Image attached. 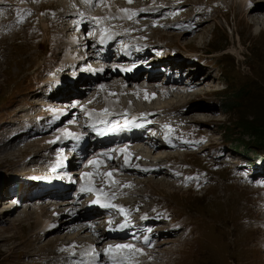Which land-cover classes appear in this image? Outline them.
Segmentation results:
<instances>
[{
  "label": "rangeland",
  "instance_id": "374dc122",
  "mask_svg": "<svg viewBox=\"0 0 264 264\" xmlns=\"http://www.w3.org/2000/svg\"><path fill=\"white\" fill-rule=\"evenodd\" d=\"M50 1L43 2L39 10L46 13L51 8L55 10L54 6L67 5L66 2ZM165 1L167 0H153L151 3ZM182 1L189 5L190 11L183 13L185 10H168V12L182 14L186 22L184 26L187 28L180 29L178 23L167 15L160 18L148 16L143 23L144 26L134 25L136 29L123 36V41L128 45L137 44L139 47L146 42V49L150 45L154 58L164 59V62L174 60L171 68L176 73L197 68L199 72L190 70L187 73V81L193 80L196 84L201 76L209 75L208 80L204 82L200 80L201 83L197 89H201V93L191 102L177 103L179 101L176 98L189 93L169 89L171 93H168L165 101L162 97H157L154 101H144L133 97L130 100L134 104H130L124 92H119L118 100L115 97H109L111 91L120 89V87L115 88L114 85L117 87L116 84H120L124 76L118 75L110 81L93 84L95 91L75 98L76 100L73 99L77 101V104L79 103V106L71 111L70 118H79V124H84L85 115L89 116L95 110L104 111L107 108H110L113 114L124 116H129L133 110L137 112L142 109H156L155 111H160L162 114L175 111L173 117L187 115L188 121L185 126L192 127L183 132L177 131L176 135L174 131H170L172 135H175L174 138L164 134L159 136V140L151 133L146 135V140L153 139L159 142V150L156 154L161 152L165 155V159L153 162L155 155H152L151 159H145V164L153 162L147 165L152 168V171L147 174L142 172V178L140 175L139 178L132 177L137 171V174H140L139 170L126 172L128 171L126 167L112 162L108 164L113 175L115 172L116 174L124 172L125 178L118 183L127 191L120 192L121 194L130 199L138 197L142 199L141 203L144 204L143 209L146 212L152 210V207L160 212L158 216H161L159 220L161 225L159 235H156L154 242L155 249L151 252L153 256L150 257L151 259H146L144 264L146 262L147 264H264V192L255 191L261 187L260 182H264V159L261 155L264 152V32L260 35L255 32L256 29L264 28L262 20L264 15L261 18L259 15H254L257 13L255 11L259 4L257 2H264V0ZM140 5L149 4L145 1ZM108 8L115 9L119 15L127 11L126 8L119 6L114 8L108 6ZM177 8L178 6H174V9ZM52 12L55 11L49 13ZM23 20V16L14 18L18 26L23 24ZM255 23H259L260 27L257 28ZM112 24L117 26V23ZM156 25L158 28L153 29ZM26 26L7 36L0 35V131L4 126L19 121L18 118L37 112L38 102H35L32 107L29 106L33 103L32 100L39 101L38 98H32L37 94L35 93L37 82L47 73L50 74L56 70L67 72L70 66L60 57L62 52L60 46L63 44L60 40L61 33L58 38L57 34L51 35L49 30L46 39H42L39 29L37 30L30 23ZM54 26L52 24V27ZM192 26L195 27L191 28ZM43 28L47 29L46 23L43 24ZM79 39L73 36L69 42L75 43L76 49L66 44L63 46L64 53L70 60L75 51H80L82 48L77 47L80 43ZM191 56H196L201 61L195 59V63H190ZM72 61L74 64L77 62ZM200 62H207V65H200ZM117 65L126 67L123 62ZM179 65L182 67L178 68ZM207 70L210 74L203 73ZM107 74L110 76L108 71ZM114 74L115 72L111 73V75ZM143 74L145 73L142 72L133 79ZM153 80H156L152 81L155 86L157 85L156 87L161 85L159 78ZM124 82L128 85L127 90L133 87L129 81L124 80ZM142 82L145 81L140 80L134 84L141 85ZM102 87L107 90L104 96L98 92ZM160 91H158L159 95ZM30 92L32 94H29ZM168 100H172V104H168ZM156 103L157 106H153ZM50 106L52 105L48 103V115L51 118H46V123L47 119L58 118L56 117L58 109ZM222 106H228L231 111L225 109L219 111ZM65 107L68 108L69 105ZM152 112L154 111L150 114ZM219 112H221L220 115L214 116ZM210 117L219 118L210 120L208 119ZM111 119L110 114L94 115L90 126L98 120L107 123ZM158 123L161 125V121ZM178 123L182 122L178 120ZM67 124L71 126L70 123ZM260 134L261 136L258 137ZM161 140L170 142L172 145L168 147V144ZM35 141L25 148L24 146L17 148L14 143H9L3 148L0 146V183L10 179L12 175L19 173L26 175L27 170L33 171L34 166L29 167L27 162L36 161L34 153L37 151L42 150L39 158L47 160L50 152L43 150L47 146L45 139H35ZM123 146H116L113 149L119 158L123 155ZM178 147L188 152L184 154L182 151L176 152ZM231 147L242 153L249 152L246 154L247 157L261 155L258 158L261 159L257 169L259 174L249 172L251 168L247 170L244 168V159L249 160V157L238 153L234 159L236 163L227 158ZM169 148L175 151L170 152ZM107 150L113 155L112 149ZM142 162L137 159L135 163ZM155 166L157 170L154 169ZM101 167L99 163L97 169L99 173L102 169V172H107ZM109 176L106 175L108 182L117 186L114 176ZM117 177L122 176L117 175ZM8 188H0L1 207L5 199L12 197L7 191L10 193V190H20ZM37 201L43 206L50 204L45 214H39L40 219L30 207L38 203ZM18 202L16 203L18 206L15 204L10 211L7 210V213L0 212V220L2 219L0 221V264H57L55 259L59 254L72 250V247L73 250L77 248L79 243L74 247L72 242L64 239L70 232H74L71 230L72 227L66 234L58 230L59 232L44 240L40 236L39 232L46 226L45 223H52L54 216H57V211L51 208L53 205L51 202H43L40 199L32 202L27 200ZM67 202L65 206L59 205V202L55 204L58 211L65 212L68 205L71 209L74 208L73 202L70 200ZM167 225H170L171 230L164 229ZM90 238L94 236L90 235L88 239ZM63 260L65 261L60 259L59 264L70 262L66 261V257H63Z\"/></svg>",
  "mask_w": 264,
  "mask_h": 264
},
{
  "label": "bare ground",
  "instance_id": "6f19581e",
  "mask_svg": "<svg viewBox=\"0 0 264 264\" xmlns=\"http://www.w3.org/2000/svg\"><path fill=\"white\" fill-rule=\"evenodd\" d=\"M238 1V0H237ZM257 3H259V4H257V6H256V8H255V11L257 12V13H254V15H259V18H261V16L262 15H264V2L263 1H259V2H257ZM110 6V5H109ZM111 7V6H110ZM116 7V6H115ZM109 9V8H108ZM111 9V8H110ZM118 9V8H117ZM120 10V9H119ZM125 10V9H124ZM118 13V12H117ZM249 14H251L252 15V13H249ZM259 18H257V19H259ZM263 19V21H264V16L262 17ZM261 20V19H260ZM262 21V22H263ZM256 24V23H255ZM259 25V26H258ZM256 26H257V28H259L260 27V24L258 23V24H256ZM255 28V27H254ZM257 34H262L263 32H264V28H259L258 30L256 29V31H255ZM112 34H114V33H112ZM83 48H81V50L79 51H75V54H73V56L71 57V59L72 60H75V61H80V60H82V59H84V60H88V59H90V57H89V54L88 53H86L85 51H83L82 50ZM73 52V51H72ZM71 52V53H72ZM173 64H174V62L173 61H171V60H168V61H165L164 62V65L165 66H173ZM84 67V66H83ZM182 66L181 65H179V67L178 68H181ZM182 70V69H181ZM114 73V72H113ZM131 73H134V71L132 72L131 71ZM108 76H109V74H107ZM158 76L155 74V75H152V80H150L151 82H150V85H147V83H145V82H142L141 83V85H139V84H134V82H130V84L131 85H133V87L131 88L130 87V89L129 90H127L128 88H127V83H125L124 81H121L120 82V84H116L117 85V87L114 85V87L115 88H118V87H120V89L119 90H117V89H115V90H113V91H111L110 92V95H109V97H112V98H116L117 100L118 99H120V98H118L119 97V92H121V93H125V95H126V97L128 98V102L130 103V104H134V102H131V100H130V98H133V97H138V98H140V99H142V100H144V101H151V100H154L155 98H157V97H162V100H164L166 97H167V91L169 90V89H171V88H173V90H176L177 89V85L179 84V82L178 81H174V82H170L167 86L166 85H164V87L162 88V89H159V90H161L160 91V95L158 94V89L156 88V86H154L155 85V83L153 84L152 83V81L154 82V81H156V80H153V79H156ZM92 76L91 77H89V79H88V81H90V80H92ZM208 78H209V75H207L206 76V78H205V80H208ZM117 79H119V78H117ZM165 79H167V77H165ZM171 80H173V78H171L170 79V81ZM116 81V80H115ZM114 81V82H115ZM145 81H146V79H145ZM117 82V81H116ZM115 82V83H116ZM119 82V81H118ZM169 82V81H168ZM66 83V81H64V82H62L61 84L60 83H57L56 85H54V89H58L59 87H61V86H63L64 84ZM97 83V82H96ZM93 84H95L94 82H92L91 83V85H93ZM114 84V83H113ZM105 85H109V84H105ZM195 82L193 81V80H190V81H187L184 85H182L180 88H186L185 90H183L184 92L185 91H190L189 92V94L188 95H186V94H183V95H181L180 97H178V98H176V100L177 101H179V102H177V103H180V102H191V101H193L194 99H195V96H198V94L199 93H201V89L199 90V89H197L198 87H195ZM130 86V85H129ZM109 87H112V86H109ZM98 92H100L101 94H102V96H104L105 94H106V92H107V90H106V88H104V87H102ZM177 92V91H176ZM99 93V94H100ZM175 95V94H174ZM123 96H124V94H123ZM193 97V98H192ZM138 98H136V100H139ZM106 99V98H105ZM76 100V99H75ZM78 100V99H77ZM176 100H174V101H176ZM74 101V100H73ZM140 101V100H139ZM165 101V100H164ZM197 101V100H196ZM172 100H168L167 101V103L168 104H172ZM49 104H51L52 106H50L51 108H53V109H55L56 108V103L54 102V101H51V102H49ZM164 104V103H163ZM162 104V105H163ZM63 104H61L60 106H57L58 108V110H56L58 113H57V116L56 117H58L57 119H59L60 117H61V114L62 113H64V110L66 109V111H65V114L66 115H72V113H71V111L74 109V108H77V106L74 104H70L69 105V107L68 108H66L65 106H67L66 105V103L62 106ZM166 105V104H165ZM99 106V105H98ZM135 106V105H134ZM219 107V106H218ZM133 108V107H132ZM135 108V107H134ZM156 109H153V110H146V109H142V110H139V111H135V110H133V112L129 115V116H131V118H130V120H128V122L130 123V124H132V125H135V124H137V120L139 119V118H142L141 116H144V114H145V116L146 115H149L150 114V112L151 111H155ZM49 111V110H48ZM55 111V112H56ZM109 117V116H108ZM110 118V117H109ZM219 118V117H218ZM106 120H107V117L105 118ZM143 120V122L141 121V123H140V125H145L147 122H146V120L147 119H142ZM100 120H98V122H99ZM108 122V121H107ZM54 123V120L53 119H47V125L48 124H53ZM111 129L112 130H116V131H122L123 130V126L121 127L120 125H117V126H115V125H113V126H111ZM151 135H153L152 133H151ZM151 135H149V137H151ZM70 137H71V139H76L77 138V136H76V134L75 133H71L70 134ZM146 138H147V136L146 135H135V136H126V139H127V142L128 143H126V144H124V146H123V155L120 157V159H121V163L119 164L120 166H123V167H128L131 163H135L136 162V160L137 159H140V160H145V159H149V158H151L152 157V155H155L154 157L155 158H153V161H160V160H162V159H165V155L164 154H162L161 152V154L159 153V154H156L157 153V151L159 150V142L158 141H156V140H153V139H151V140H146ZM157 139V138H156ZM143 148H142V147ZM107 149H109V148H102L101 149V151H99L98 152V157H97V159H96V161H95V158H94V162H96V166H97V169H98V164L101 162V161H103L104 160V165L103 166H105V169H107V172H102L101 171V173L103 174L104 173V175H110V176H113V174H112V171H110V169H108V167H106L108 164H109V162H108V160L107 159H105V157L107 156V158H108V156H110L111 155V152L109 151V150H107ZM170 154V153H169ZM184 154V153H183ZM167 155H168V153H167ZM171 155V154H170ZM168 157V156H167ZM160 158V159H159ZM169 158V157H168ZM139 162V161H138ZM142 167V170H139V171H141V172H144V173H149L150 171H152V168L150 167V166H147V165H142L141 166ZM157 167L155 166V168L154 169H156ZM159 169H161V168H159ZM157 170V169H156ZM115 171V170H114ZM159 171V170H158ZM138 172V171H137ZM99 173V171L97 170L96 171V174H98ZM100 173V174H101ZM116 173V172H115ZM114 173V174H115ZM23 175H25V174H20V176H23ZM109 176V177H110ZM162 184V183H161ZM22 187V186H21ZM30 188V187H29ZM9 189V188H8ZM21 189H23V188H20V190H10L11 192L9 193L8 191H7V193H8V195L10 194V195H12V197H10V198H8V200L7 199H5L4 200V205L1 207L0 206V212H2L3 214H5V213H7V210H11L13 207H15V205H13V203H14V201H25V200H27L28 202L30 201V202H32V201H34V200H36V199H40L39 198V196H34L33 194H34V190L33 189H25V190H21ZM30 191V192H29ZM11 193H13V194H11ZM29 193V194H28ZM23 194H25V195H23ZM51 194V193H50ZM47 196H51V195H47ZM10 199V200H9ZM38 202V201H37ZM19 203V202H18ZM60 204L59 205H67L68 204V202L67 201H60L59 202ZM44 204V203H43ZM48 204V203H47ZM29 205V204H28ZM16 206H18V204H16ZM48 206H50V204H48L47 206H43L42 204H40L39 202L38 203H34L32 206H30L31 207V209L33 210V212L35 213V214H38V217H39V219H40V216H39V214H45V212L47 211V207ZM52 206H54V210H56L57 212H58V208L55 206V203H54V205H52ZM88 206V205H87ZM27 207V206H26ZM27 210V209H26ZM61 212V211H60ZM76 212V214H77V216H81V215H83V213L82 214H79V212L80 211H75ZM72 214H74V213H72ZM71 214V215H72ZM85 216L86 215H84L83 217H82V220H84V218H85ZM95 216H97V215H95ZM71 219H74L73 217L71 218ZM0 221H2V219L0 220ZM63 221V220H62ZM40 222V221H39ZM77 222V221H76ZM82 222V221H81ZM74 223L73 225H72V229L71 230H73L74 232H70L66 237H64V239H66L67 241H69V242H72L73 244H74V247L75 246H77V243H79L78 242V240L80 239V238H82V237H84V236H90L89 235V232L87 231L88 229H89V225L88 224H86V222H84V223ZM46 224V226H48V225H50L51 223H49V222H47V223H45ZM63 227V226H62ZM47 228V227H46ZM71 228V227H70ZM59 229H61L60 227L58 228V230ZM87 232V233H86ZM82 234H84V236L82 235ZM80 237V238H79ZM72 250H73V247H72ZM153 255H150V256H148V257H146V259L148 260V258H150V257H152ZM145 259V260H146ZM151 259V258H150ZM149 259V260H150ZM152 262V261H151ZM119 263V259H115V261H114V264H118ZM155 263V262H154ZM146 264H147V262H146ZM150 264H152V263H150Z\"/></svg>",
  "mask_w": 264,
  "mask_h": 264
},
{
  "label": "trees",
  "instance_id": "16d2710c",
  "mask_svg": "<svg viewBox=\"0 0 264 264\" xmlns=\"http://www.w3.org/2000/svg\"><path fill=\"white\" fill-rule=\"evenodd\" d=\"M223 108H224L225 110H227V111H231V109H230L228 106H224ZM259 136H261V134L258 135V137H259Z\"/></svg>",
  "mask_w": 264,
  "mask_h": 264
}]
</instances>
